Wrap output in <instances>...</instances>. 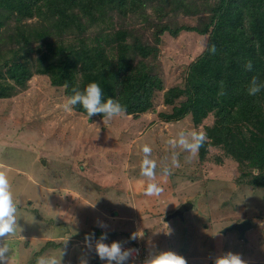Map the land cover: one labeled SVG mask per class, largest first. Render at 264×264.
I'll return each instance as SVG.
<instances>
[{"label":"rangeland","instance_id":"obj_1","mask_svg":"<svg viewBox=\"0 0 264 264\" xmlns=\"http://www.w3.org/2000/svg\"><path fill=\"white\" fill-rule=\"evenodd\" d=\"M178 21L198 24L191 16ZM143 24L130 21L154 44L153 29ZM206 44V36L193 32L163 37L158 63L166 89L180 84L186 66ZM66 99L64 89L37 74L26 89L0 99V171L6 172L17 205L15 234L0 238V246L7 243L10 249L7 264H35L42 255L55 256L61 264H81L82 259L107 264L94 250L102 232L108 236L105 243L118 241L122 249H132L135 235L148 253L173 251L187 264H214V257L229 251L246 264H264V190L239 185L238 163L219 149L208 147L204 159L198 152L185 162L188 154L167 143L180 131L205 133L212 115L200 125L191 115L168 122L160 115L170 112L160 94L155 112L123 114L105 124L101 117L65 112ZM144 144L153 149L160 196L145 195L148 181L140 174ZM172 152L179 153L180 167L163 177L160 169ZM188 203L191 208L177 215ZM98 220L107 227H97ZM245 220L252 223L245 239L224 232ZM91 234L89 250L85 237ZM50 240L65 243L48 247Z\"/></svg>","mask_w":264,"mask_h":264},{"label":"trees","instance_id":"obj_2","mask_svg":"<svg viewBox=\"0 0 264 264\" xmlns=\"http://www.w3.org/2000/svg\"><path fill=\"white\" fill-rule=\"evenodd\" d=\"M181 14L198 24L178 21ZM130 21L153 29L154 44ZM182 32L206 36L207 44L180 84L166 89L158 47ZM34 74L67 98L96 82L102 103L118 101L127 116L155 112L160 94L168 122L191 115L200 125L212 115L199 158L219 149L238 163L239 185L264 190V90L247 95L253 77L264 81V0H0V99L26 89ZM73 112L88 117L79 104ZM130 245L139 246L131 238Z\"/></svg>","mask_w":264,"mask_h":264},{"label":"clouds","instance_id":"obj_3","mask_svg":"<svg viewBox=\"0 0 264 264\" xmlns=\"http://www.w3.org/2000/svg\"><path fill=\"white\" fill-rule=\"evenodd\" d=\"M212 53L215 52V45L210 48ZM244 67L246 70H252V62L248 61ZM223 84V82H221ZM264 90V81H259L253 77L247 87V95L256 96ZM73 94L68 97L62 105L65 112H72L76 105H81L87 112L88 117L96 114H102L103 122L106 124L114 118L121 117L126 108L118 101L108 98L102 103L103 90L96 82L89 83L83 91L73 88ZM206 133L200 130L192 129L180 131L178 137L171 138L167 143L171 147L179 146L188 155L185 162H191L192 158L197 155L200 148L204 146L206 141ZM143 158L140 165V174L148 181L145 195L160 196L163 188L156 182L157 162L151 158L152 147L144 144L141 148ZM180 167L179 153L172 152L170 161L161 167L160 172L163 177L171 175L172 169ZM17 205L13 198L11 185L6 172L0 171V238L10 237L15 234L17 225ZM97 227L105 228L107 225L102 221H97ZM246 235V234H245ZM94 234L85 237L86 247L92 249V239ZM108 236L106 232H102L99 239L95 243V253L101 261L107 264H127L136 250H124L121 243L113 241L111 244L105 243ZM135 239V235L132 237ZM7 243L0 246V264H7L9 252ZM214 264H246L239 254L231 251L213 258ZM35 264H61V261L55 256H38ZM81 264H87L86 259L81 260ZM143 264H187V260L173 251L150 252L149 256L143 261Z\"/></svg>","mask_w":264,"mask_h":264},{"label":"water","instance_id":"obj_4","mask_svg":"<svg viewBox=\"0 0 264 264\" xmlns=\"http://www.w3.org/2000/svg\"><path fill=\"white\" fill-rule=\"evenodd\" d=\"M190 208H191V204L188 203V204L182 206L176 212V214L179 215V216H181L185 211L189 210ZM251 225H252V223H251L250 220H245L242 223L234 224V225L229 226L228 228H226V230H224V232H227V231L228 232L235 231V232H237L241 236L242 239H245L246 238L245 234H246V232L248 230L251 229ZM96 264H100V263H96Z\"/></svg>","mask_w":264,"mask_h":264},{"label":"built area","instance_id":"obj_5","mask_svg":"<svg viewBox=\"0 0 264 264\" xmlns=\"http://www.w3.org/2000/svg\"><path fill=\"white\" fill-rule=\"evenodd\" d=\"M125 250H129V248H124ZM131 249V248H130ZM133 250H136L133 252L132 257L129 259V263L131 264H143V261L149 256V253L147 250H143L142 247H132Z\"/></svg>","mask_w":264,"mask_h":264},{"label":"crops","instance_id":"obj_6","mask_svg":"<svg viewBox=\"0 0 264 264\" xmlns=\"http://www.w3.org/2000/svg\"><path fill=\"white\" fill-rule=\"evenodd\" d=\"M100 263V262H99ZM101 264V263H100Z\"/></svg>","mask_w":264,"mask_h":264}]
</instances>
